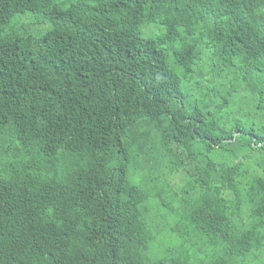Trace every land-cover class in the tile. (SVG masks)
Returning <instances> with one entry per match:
<instances>
[{"label": "trees", "instance_id": "obj_1", "mask_svg": "<svg viewBox=\"0 0 264 264\" xmlns=\"http://www.w3.org/2000/svg\"><path fill=\"white\" fill-rule=\"evenodd\" d=\"M0 264H264V0H0Z\"/></svg>", "mask_w": 264, "mask_h": 264}, {"label": "rangeland", "instance_id": "obj_2", "mask_svg": "<svg viewBox=\"0 0 264 264\" xmlns=\"http://www.w3.org/2000/svg\"><path fill=\"white\" fill-rule=\"evenodd\" d=\"M31 17V16H30ZM32 18V17H31ZM28 21V19H26L25 18V20H24V22H27ZM30 21V20H29ZM28 21V22H29ZM27 22V23H28ZM45 28H47V26H42V27H40L39 29H45ZM142 28H143V34H142V36H144V37H148V36H155V35H157V34H159L160 33V29H161V27H159V26H157V25H154V24H151V25H143L142 26ZM33 31V30H32ZM177 180V179H176Z\"/></svg>", "mask_w": 264, "mask_h": 264}]
</instances>
